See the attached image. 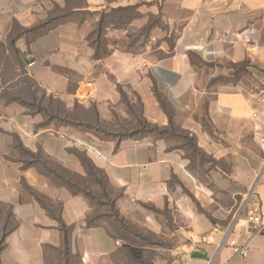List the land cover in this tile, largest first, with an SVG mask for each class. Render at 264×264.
Instances as JSON below:
<instances>
[{"label": "crops", "instance_id": "crops-1", "mask_svg": "<svg viewBox=\"0 0 264 264\" xmlns=\"http://www.w3.org/2000/svg\"><path fill=\"white\" fill-rule=\"evenodd\" d=\"M0 42L47 104L0 88V264H264L244 207L254 191L264 219V0H0ZM137 104L191 143L56 121L79 106L123 129ZM83 157L144 244L88 224Z\"/></svg>", "mask_w": 264, "mask_h": 264}, {"label": "rangeland", "instance_id": "rangeland-1", "mask_svg": "<svg viewBox=\"0 0 264 264\" xmlns=\"http://www.w3.org/2000/svg\"><path fill=\"white\" fill-rule=\"evenodd\" d=\"M13 30L15 33L22 31L18 24H14ZM100 42L101 41L99 40V43ZM4 46V43L0 42V88L4 89L2 90L4 97L7 99H13L17 96H21L25 100H28V105L30 107H34L33 109L35 110H38V108L47 107L46 102H43L40 99L42 97L41 92L38 89H34L31 80L23 75L24 66L18 54L13 51L11 56L6 57ZM17 75L22 76L21 81L25 84L20 89L19 93L15 89L12 90L11 86H8ZM13 86H15V84ZM56 107L58 108L57 111L59 113V110L62 109V104L57 103ZM85 114L86 112H84L82 108L78 106L73 111V117L66 122H71V125L81 126L86 130H97L100 137L103 139H141L145 137H162L166 135H172L185 139L186 142L191 143V140L181 130L170 128L162 131L160 128L154 125L148 126L144 119L141 118V107L139 104H137L135 108L136 119L130 122L126 121V123H124L123 129L116 128V125L115 127L108 124L97 125L94 113H91L90 117H86ZM63 119L64 118L59 117V119H57V123L59 125L65 124V120ZM118 122L122 124L124 121L119 120ZM194 154L198 155V152L195 151ZM89 167V180L77 181L78 183H76V186L85 189L97 196V198L93 200L95 209L90 216L92 222L95 224H105L115 237L126 238L128 240H133L136 242L138 241V243L144 244L146 242L145 238L143 236H137L136 232H134L132 229H129L125 220L116 216V213L112 211V208L109 204L111 199V191L109 190L106 178L95 168L91 167V165H89Z\"/></svg>", "mask_w": 264, "mask_h": 264}, {"label": "built area", "instance_id": "built-area-1", "mask_svg": "<svg viewBox=\"0 0 264 264\" xmlns=\"http://www.w3.org/2000/svg\"><path fill=\"white\" fill-rule=\"evenodd\" d=\"M34 63L30 64V66ZM244 207H248V232L253 236L264 229V219L261 213L262 204L256 194L251 192L245 202ZM206 241V239H204ZM236 255L244 258L248 257L250 253V246L248 244H240L236 240L231 242ZM177 264H187L182 251L177 252Z\"/></svg>", "mask_w": 264, "mask_h": 264}, {"label": "trees", "instance_id": "trees-1", "mask_svg": "<svg viewBox=\"0 0 264 264\" xmlns=\"http://www.w3.org/2000/svg\"><path fill=\"white\" fill-rule=\"evenodd\" d=\"M57 119H59V117H56V121H57ZM63 120H65L64 123H66V124H71V122H68V123L66 122V121L69 120V119L64 118ZM144 121H145L146 124H148V126L151 125V124L148 123L146 120H144ZM156 127H157V126H156ZM158 128H159V127H158ZM160 129H161L162 131L167 130V129H163V128H160ZM96 131H97V130H96ZM82 161H83L84 165L86 166V168L88 167L87 170L90 169L89 165H91V167L94 168V166L92 165L91 161H90L88 158L83 157V158H82ZM88 171H89V170H88ZM98 172H99V171H98ZM77 187H78V186H77ZM79 188H80V187H79ZM80 191H82V193H84V194H86L88 197H90V199H91L92 202L94 203L93 200H95V199L97 198V196H95V195L92 194L91 192H89V191H87V190H85V189H82V188H80ZM106 197H107V195H106ZM109 204H110V206H111V208H112V211H114V212L116 213V216L121 217V216L119 215L118 211H117L116 208H115L114 202L110 200ZM121 218L124 220L123 217H121ZM125 222H126V221H125ZM88 224H89L90 226L99 225V224H95V223H93L91 219H89ZM126 224H127V223H126ZM127 225H128V224H127ZM128 227H129L130 230L132 229L134 232H136V233H137V236H143V237L145 238V240L147 239L143 234H141L140 232L136 231V230L133 229L131 226L128 225ZM7 233H8V232H3V233L0 235V253H1V251L3 250V248L5 247V237H6Z\"/></svg>", "mask_w": 264, "mask_h": 264}]
</instances>
